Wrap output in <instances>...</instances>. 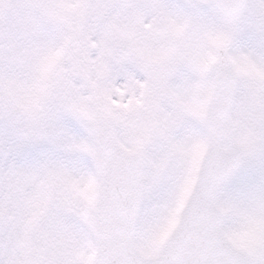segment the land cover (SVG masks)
Masks as SVG:
<instances>
[{
	"label": "snow or ice",
	"instance_id": "6c2138e0",
	"mask_svg": "<svg viewBox=\"0 0 264 264\" xmlns=\"http://www.w3.org/2000/svg\"><path fill=\"white\" fill-rule=\"evenodd\" d=\"M0 264H264V0H0Z\"/></svg>",
	"mask_w": 264,
	"mask_h": 264
}]
</instances>
